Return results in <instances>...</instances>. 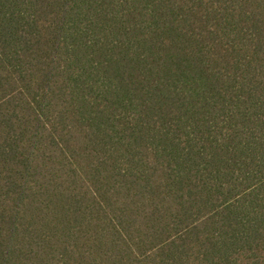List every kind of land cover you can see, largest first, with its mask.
<instances>
[{
  "label": "trees",
  "instance_id": "16d2710c",
  "mask_svg": "<svg viewBox=\"0 0 264 264\" xmlns=\"http://www.w3.org/2000/svg\"><path fill=\"white\" fill-rule=\"evenodd\" d=\"M0 264H264V0H0Z\"/></svg>",
  "mask_w": 264,
  "mask_h": 264
}]
</instances>
